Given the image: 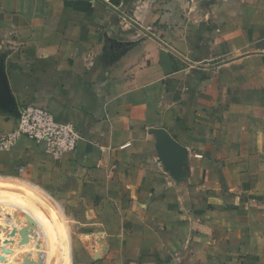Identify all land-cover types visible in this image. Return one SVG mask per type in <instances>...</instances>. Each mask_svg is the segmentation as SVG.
I'll return each mask as SVG.
<instances>
[{"label": "crops", "instance_id": "0c3cea01", "mask_svg": "<svg viewBox=\"0 0 264 264\" xmlns=\"http://www.w3.org/2000/svg\"><path fill=\"white\" fill-rule=\"evenodd\" d=\"M104 1L205 67L100 0H0L18 107L81 137L63 158L27 138L0 150V187L61 208L70 264H264V0ZM15 123L0 108V137ZM155 129L187 150L185 178Z\"/></svg>", "mask_w": 264, "mask_h": 264}, {"label": "rangeland", "instance_id": "374dc122", "mask_svg": "<svg viewBox=\"0 0 264 264\" xmlns=\"http://www.w3.org/2000/svg\"><path fill=\"white\" fill-rule=\"evenodd\" d=\"M6 188L0 187V264H46L42 255L44 250L46 253L47 251L51 253L49 264H70L72 257L67 260L64 247L65 219L60 220L53 207L49 203L46 204L38 195L28 193L23 188L21 190L24 191H13ZM5 218L15 221L18 227L15 228L12 223L4 224L2 220ZM43 220L50 233L49 236L52 237L51 242L53 240L50 247L46 238L43 239L44 242L41 239L43 237L41 229L45 226ZM32 228H34L33 236L29 237ZM33 240L34 244H26ZM20 242L22 243L19 244Z\"/></svg>", "mask_w": 264, "mask_h": 264}, {"label": "built area", "instance_id": "2783aa9c", "mask_svg": "<svg viewBox=\"0 0 264 264\" xmlns=\"http://www.w3.org/2000/svg\"><path fill=\"white\" fill-rule=\"evenodd\" d=\"M15 129L0 137V150H6L21 138H27L53 158H63L76 151L81 140L71 122L60 121L47 109L29 105L18 109Z\"/></svg>", "mask_w": 264, "mask_h": 264}, {"label": "water", "instance_id": "95a60500", "mask_svg": "<svg viewBox=\"0 0 264 264\" xmlns=\"http://www.w3.org/2000/svg\"><path fill=\"white\" fill-rule=\"evenodd\" d=\"M103 2L108 8H110L113 12L118 14L121 18L125 19L127 22L132 24L134 27L142 31L147 36L153 37L155 40H157L161 45H163L168 50L175 53L177 56H179L181 59L189 63L190 65L196 66V67H205L200 66L192 62L191 60H188L183 55L178 53L173 48L169 47L167 44L162 42L160 39L152 35L150 32L145 30L141 25H139L137 22H135L131 17H129L125 12L121 11L120 9L112 6L108 2L104 0H100ZM257 54H264V53H257ZM238 58H235L233 60H236ZM232 61V60H230ZM227 62H222L220 64H217L215 66H220L222 64H225ZM0 108L5 109V111L8 114H17L18 112V104L16 102L15 97L12 94V90L10 87V83L8 80V75L5 72L4 69L0 68ZM153 134L157 137V142L155 145L156 151L159 155V158L161 159L163 165L165 168L169 171L170 175L175 180H181L187 176V173L185 171V165H186V159H187V150L179 144L165 129H155L153 130Z\"/></svg>", "mask_w": 264, "mask_h": 264}, {"label": "bare ground", "instance_id": "6f19581e", "mask_svg": "<svg viewBox=\"0 0 264 264\" xmlns=\"http://www.w3.org/2000/svg\"><path fill=\"white\" fill-rule=\"evenodd\" d=\"M5 181V180H4ZM9 181H7V183H8ZM5 184V183H4ZM8 185V184H7ZM30 190L33 192V193H37L38 195L39 194H44L43 192H41L40 190H38V189H34V188H30ZM44 195H46L47 196V194H44ZM48 197V196H47ZM49 198V197H48ZM48 200V199H47ZM51 204V203H50ZM25 208V207H24ZM26 209V208H25ZM54 209V212H55V214H57V216L60 218V220H64L65 218H64V215H63V212H62V210H61V208H59L58 207V209H56V208H53ZM26 212V211H25ZM30 213V212H29ZM28 213V214H29ZM35 221V220H34ZM3 223L4 224H8V222L5 220V219H3ZM39 224H41V223H39ZM64 225H65V223H64ZM29 226H31V225H29ZM32 227V226H31ZM41 228H42V225H41ZM62 228H64V227H62ZM66 229V230H65ZM64 230L66 231V235H65V237H66V240H65V248H66V250L68 249V251L67 252H69V249H70V239H69V234H68V229L67 228H65ZM42 232H43V239L44 238H46V240H47V242H49V247H50V245H52V242H53V240H52V242H51V239H52V237H50L49 236V234H48V232H47V230H46V228L45 227H43L42 229ZM63 230V231H64ZM21 235H23V234H21ZM33 235H32V232L30 233V235H29V237H32ZM18 239V238H17ZM42 239V240H43ZM21 240V239H20ZM12 242V241H11ZM22 242H24V241H22ZM22 242H20L19 244H21ZM34 240L32 241V242H30V243H26V244H30V245H32V244H34ZM43 242H44V240H43ZM46 242V243H47ZM45 244V243H44ZM47 247V246H46ZM51 249V248H50ZM50 252V251H49ZM48 251H47V260H46V264H49V261H50V254L51 253H49Z\"/></svg>", "mask_w": 264, "mask_h": 264}]
</instances>
